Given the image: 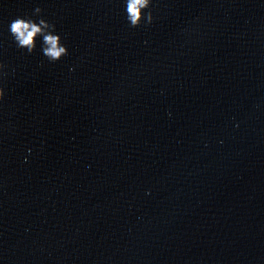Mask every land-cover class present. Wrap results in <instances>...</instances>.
<instances>
[{"label":"water","instance_id":"obj_1","mask_svg":"<svg viewBox=\"0 0 264 264\" xmlns=\"http://www.w3.org/2000/svg\"><path fill=\"white\" fill-rule=\"evenodd\" d=\"M36 7L57 63L11 41ZM150 11L0 0V264H264V0Z\"/></svg>","mask_w":264,"mask_h":264},{"label":"clouds","instance_id":"obj_2","mask_svg":"<svg viewBox=\"0 0 264 264\" xmlns=\"http://www.w3.org/2000/svg\"><path fill=\"white\" fill-rule=\"evenodd\" d=\"M153 0H122L125 22L130 28H138L141 24H151L150 7ZM41 8L36 7L31 15L18 14L8 23V33L15 48L31 55L39 47L40 54L50 64L57 63L68 55L65 36L55 23L49 22L41 15ZM5 65L0 63V76L4 74ZM71 71V69H70ZM5 97V89L0 86V101Z\"/></svg>","mask_w":264,"mask_h":264}]
</instances>
